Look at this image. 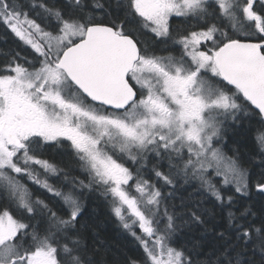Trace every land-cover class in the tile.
<instances>
[{"label":"snow or ice","instance_id":"6c2138e0","mask_svg":"<svg viewBox=\"0 0 264 264\" xmlns=\"http://www.w3.org/2000/svg\"><path fill=\"white\" fill-rule=\"evenodd\" d=\"M254 3L0 0V23L36 54H0V264H119L85 215L81 196L94 188L111 197L143 264H264V209L236 207V194L250 198L253 168L264 195V10ZM174 17L196 23L174 28ZM229 128L251 133L253 150L227 154ZM65 141L85 179L41 158ZM149 165L167 196L141 175ZM25 176L61 207L33 199ZM178 219L199 234L174 247Z\"/></svg>","mask_w":264,"mask_h":264},{"label":"trees","instance_id":"16d2710c","mask_svg":"<svg viewBox=\"0 0 264 264\" xmlns=\"http://www.w3.org/2000/svg\"><path fill=\"white\" fill-rule=\"evenodd\" d=\"M18 3L27 5L29 0H17ZM256 4L261 6V1H256ZM262 8V7H261ZM264 9H259L258 12H261ZM257 11V10H256ZM31 18H36L34 13H30ZM37 22L39 23V18H36ZM172 23L177 22L176 19L171 21ZM194 23H196L194 21ZM43 26V25H42ZM175 28V25L173 26ZM148 37V36H147ZM147 37H144L145 39ZM148 39H151L148 37ZM146 39V40H148ZM18 52L21 57H27L29 60L33 58L35 55L31 48L27 45H24L22 41L19 40L16 36L11 33V31L2 23H0V54L5 52ZM179 53V49L176 48L175 50ZM180 54V53H179ZM4 60V56L0 55V61ZM227 133V143L224 145L223 150L231 155V149L236 147L240 148L243 154H247L253 150L252 146V138L251 133H244L242 129H239L233 133ZM65 147L63 148H47L44 152H42L41 158L49 160L51 163L56 164L59 168L68 171L71 176H77L80 179H85L84 174L80 171L78 165L75 163L73 157L67 155L68 152L71 150L68 149L66 146L69 144L67 141L64 142ZM130 168L133 169L135 173V165L131 164V162H126ZM37 171L43 172L39 166H35ZM260 169L253 168L252 169V188L249 197H241L240 194H236L237 198V208H241L244 206H251L253 211H256L259 215L261 209H264V195L260 194L255 187V182L259 178L258 173ZM141 175L148 179L156 188H158L165 196L168 195L170 191H172V187L166 184L160 183L159 179L156 178L154 173L151 172L150 169L144 170ZM43 178V175H42ZM49 182L55 185L57 188L62 190H67V186L63 181V177L60 176L59 178L49 176ZM21 182L28 188L30 193L32 194L33 199L39 197L40 199L45 200L49 203L50 207L53 210H57L61 207L62 202L58 197H53L51 193H48L45 189L41 188L39 185L35 184L33 181L29 180L26 176L21 178ZM192 191L191 188H188L187 191L180 189L176 193V198L174 200L169 199L167 201L162 202L161 204V212H163V208L165 204L169 206V212L173 209L171 207L172 204L179 206L180 204V196L183 195L187 197L188 192ZM231 194V193H230ZM82 203L85 209L86 217L91 218L92 221L100 223L102 226V235L103 238L110 244L114 246V254L116 260L119 264H125V257L134 258L140 261V264H143L145 259L144 252L142 246L139 244L138 241L135 240L131 234L122 227L120 220L115 217L110 210V200L111 197H106L103 193V189L101 188H94L93 190L89 191L88 189L83 190V195L81 196ZM4 201L0 200V205H2ZM206 207H211L210 204L206 203ZM219 220V216L217 217ZM177 232L174 238V247H180L183 245L187 239L188 235L199 233H189L188 228L183 225L181 220H177ZM163 225H161L162 227ZM136 231V229H134ZM137 235H140L136 231Z\"/></svg>","mask_w":264,"mask_h":264},{"label":"rangeland","instance_id":"374dc122","mask_svg":"<svg viewBox=\"0 0 264 264\" xmlns=\"http://www.w3.org/2000/svg\"><path fill=\"white\" fill-rule=\"evenodd\" d=\"M256 1H261V0H255V3H256ZM14 35V34H13ZM15 36V35H14ZM18 38V37H17ZM145 39V38H144ZM146 40V39H145ZM23 42V41H22ZM24 43V42H23ZM24 45H26V44H24ZM28 46V45H27ZM29 48H30V46H28ZM172 53L174 54V55H179V53H177V51H172ZM36 55V54H35ZM238 130V128L237 129H232V128H229V130H228V132L229 131H231L230 133H233V134H235L236 132L235 131H237ZM227 132V133H228ZM235 132V133H234ZM226 137H227V135H226ZM226 137H225V141H224V143H223V147H224V145L227 143V139H226ZM66 142V141H65ZM68 142V141H67ZM68 143H70V142H68ZM123 162H130V161H127L126 159L123 161ZM132 164V163H131ZM126 166H128V164L126 163ZM131 165H130V163H129V166L128 167H130ZM135 167H137V165H135ZM148 169H150L151 170V165H149V167H148ZM133 170V169H132ZM161 171H163V172H165V173H167V167H166V164H165V166H163L161 169H160ZM135 174V173H134ZM157 178V177H156ZM157 179H159V181H160V183H162V184H165V182H164V180L162 179V178H157ZM130 183V185H132V187H130V188H128V191L130 192V194L131 195H133V196H136L137 198H139V196H140V194L138 193V192H136V190H135V186H134V181H130L129 182ZM134 229H136V231L140 234V235H143V233H142V231L140 230V228H139V226H138V224L137 225H135V227H134Z\"/></svg>","mask_w":264,"mask_h":264},{"label":"flooded vegetation","instance_id":"af4514ba","mask_svg":"<svg viewBox=\"0 0 264 264\" xmlns=\"http://www.w3.org/2000/svg\"><path fill=\"white\" fill-rule=\"evenodd\" d=\"M254 9L257 10V12H258L259 9H262V8H261V6H260L259 4L254 3ZM260 11H261V10H260ZM173 19H176L177 22L172 23L171 21H172ZM172 20L170 21V23L172 24V26L175 25V28L188 29L191 25H194V24H195L194 21H188V22H185L184 18H181V17H174V18H172ZM148 37H150V36H148ZM148 37H147L146 39H148ZM150 38H151V37H150ZM148 40L150 41L151 39H148ZM173 50H175V49H173ZM32 51H33V50H32ZM34 54H35V53H34Z\"/></svg>","mask_w":264,"mask_h":264}]
</instances>
